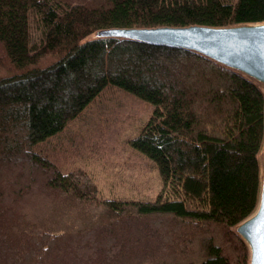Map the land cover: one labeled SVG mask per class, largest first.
Returning <instances> with one entry per match:
<instances>
[{
  "label": "trees",
  "instance_id": "16d2710c",
  "mask_svg": "<svg viewBox=\"0 0 264 264\" xmlns=\"http://www.w3.org/2000/svg\"><path fill=\"white\" fill-rule=\"evenodd\" d=\"M262 21L264 0H0V264H247L233 227L257 204L262 90L192 51L89 36ZM107 87L153 106L130 140L153 201L101 197L32 149Z\"/></svg>",
  "mask_w": 264,
  "mask_h": 264
},
{
  "label": "rangeland",
  "instance_id": "374dc122",
  "mask_svg": "<svg viewBox=\"0 0 264 264\" xmlns=\"http://www.w3.org/2000/svg\"><path fill=\"white\" fill-rule=\"evenodd\" d=\"M257 86L264 94V89ZM152 111V105L135 95L107 87L61 131L38 141L32 149L62 172H88L101 197L153 201L162 190L157 166L130 143ZM187 231L190 242L193 236L206 235L199 228ZM197 249L196 245L193 250ZM186 255L177 257L189 260Z\"/></svg>",
  "mask_w": 264,
  "mask_h": 264
},
{
  "label": "water",
  "instance_id": "95a60500",
  "mask_svg": "<svg viewBox=\"0 0 264 264\" xmlns=\"http://www.w3.org/2000/svg\"><path fill=\"white\" fill-rule=\"evenodd\" d=\"M89 37L116 38L192 51L242 74L264 89V21L221 27L198 24L111 27L99 29ZM258 160L259 193L256 207L233 227L247 247V264H264V140Z\"/></svg>",
  "mask_w": 264,
  "mask_h": 264
},
{
  "label": "snow or ice",
  "instance_id": "6c2138e0",
  "mask_svg": "<svg viewBox=\"0 0 264 264\" xmlns=\"http://www.w3.org/2000/svg\"><path fill=\"white\" fill-rule=\"evenodd\" d=\"M254 250H255V244H254Z\"/></svg>",
  "mask_w": 264,
  "mask_h": 264
}]
</instances>
